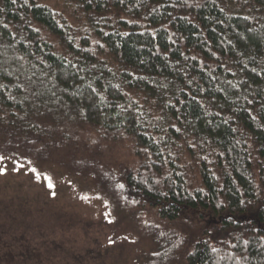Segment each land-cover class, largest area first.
Returning a JSON list of instances; mask_svg holds the SVG:
<instances>
[{"label":"trees","instance_id":"trees-1","mask_svg":"<svg viewBox=\"0 0 264 264\" xmlns=\"http://www.w3.org/2000/svg\"><path fill=\"white\" fill-rule=\"evenodd\" d=\"M66 1L91 34L0 0V161L87 182L140 264H264V0Z\"/></svg>","mask_w":264,"mask_h":264},{"label":"rangeland","instance_id":"rangeland-1","mask_svg":"<svg viewBox=\"0 0 264 264\" xmlns=\"http://www.w3.org/2000/svg\"><path fill=\"white\" fill-rule=\"evenodd\" d=\"M41 2L62 14L75 35L91 34L66 0ZM184 227L195 236L222 235L213 219ZM142 254L87 182L54 168L0 161V264H140Z\"/></svg>","mask_w":264,"mask_h":264},{"label":"snow or ice","instance_id":"snow-or-ice-1","mask_svg":"<svg viewBox=\"0 0 264 264\" xmlns=\"http://www.w3.org/2000/svg\"><path fill=\"white\" fill-rule=\"evenodd\" d=\"M50 187H51V185H50Z\"/></svg>","mask_w":264,"mask_h":264}]
</instances>
